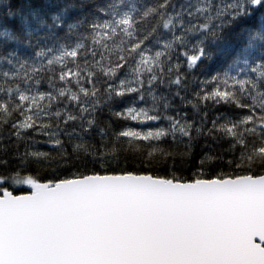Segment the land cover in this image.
<instances>
[{
  "label": "snow or ice",
  "instance_id": "snow-or-ice-1",
  "mask_svg": "<svg viewBox=\"0 0 264 264\" xmlns=\"http://www.w3.org/2000/svg\"><path fill=\"white\" fill-rule=\"evenodd\" d=\"M73 7L0 0V264H264V0Z\"/></svg>",
  "mask_w": 264,
  "mask_h": 264
},
{
  "label": "trees",
  "instance_id": "trees-1",
  "mask_svg": "<svg viewBox=\"0 0 264 264\" xmlns=\"http://www.w3.org/2000/svg\"><path fill=\"white\" fill-rule=\"evenodd\" d=\"M34 2H39V0H34ZM72 3H74L75 5H77V7H73L69 10V16L71 17H79L81 15H83L84 13H95V9L98 6H106L109 3H114L115 0H71ZM79 5H83V7H79ZM100 19H106L107 17L104 16L103 14H98ZM210 64H212L213 70L219 66V61H215L213 62H209ZM44 89H47V84H44ZM224 109H220V111H223ZM211 112V109H210ZM154 114V113H153ZM169 114H172V112L170 111ZM214 114V113H213ZM145 125L147 127H157L160 126L157 122H153V121H148L145 122ZM145 125H141L139 122H133V121H128L126 126H133V127H145ZM119 130V129H118ZM170 139V138H169ZM204 144V140H200L199 144L196 145L194 147V155L191 159H186L184 161V167L187 168L186 172H182L181 175H190L193 171V166L198 164L199 159H200V154H201V149H200V145ZM222 147H227L226 144L221 145ZM50 146H45L43 150H49ZM129 157L131 158V153H129ZM169 163H171V161H169ZM177 163L179 164V158L177 159ZM22 188H26L27 186H19ZM19 194V193H16Z\"/></svg>",
  "mask_w": 264,
  "mask_h": 264
}]
</instances>
